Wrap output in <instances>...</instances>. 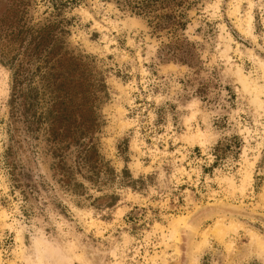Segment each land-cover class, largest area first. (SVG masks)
I'll use <instances>...</instances> for the list:
<instances>
[{"label": "rangeland", "instance_id": "1", "mask_svg": "<svg viewBox=\"0 0 264 264\" xmlns=\"http://www.w3.org/2000/svg\"><path fill=\"white\" fill-rule=\"evenodd\" d=\"M20 9L104 83L101 168L75 167L70 148L57 169L44 130L12 122L0 55V264H264L255 245L241 247L248 231L264 241V0ZM15 48L0 41L8 56ZM217 219L241 225L225 237L238 254L207 232Z\"/></svg>", "mask_w": 264, "mask_h": 264}, {"label": "trees", "instance_id": "2", "mask_svg": "<svg viewBox=\"0 0 264 264\" xmlns=\"http://www.w3.org/2000/svg\"><path fill=\"white\" fill-rule=\"evenodd\" d=\"M22 2L7 0L6 11L0 14V41L16 46L9 56L0 50L1 61L12 74L11 120L33 136L44 130L51 153L58 158L57 169L65 168V152L74 148L75 167L98 171L101 159L94 134L101 125L98 106L105 85L87 62L64 50L52 25L34 29L21 23Z\"/></svg>", "mask_w": 264, "mask_h": 264}, {"label": "bare ground", "instance_id": "3", "mask_svg": "<svg viewBox=\"0 0 264 264\" xmlns=\"http://www.w3.org/2000/svg\"><path fill=\"white\" fill-rule=\"evenodd\" d=\"M238 11H239V7H238V4H236L235 7L233 8L232 14L234 13L236 15V13H238ZM251 21H252V16H251L250 12H248L247 15H246V19H245V25H246L245 31H249L250 30ZM262 67L264 68L263 62H262ZM242 81L244 83H247V84L250 85V83L248 82L247 78L244 77ZM249 87L257 90V92L259 91V88L256 85H254V84H252ZM118 128H119V126H118ZM199 142H201V138H200ZM179 219L182 220L183 218H179ZM211 226L212 227L209 228L207 230V232L208 231L211 232V234L215 238V241H217L220 244L224 245L228 256H232V255L238 254L239 251L234 250L232 242H228V243L225 242V237L228 234V232H230V231L236 232L241 227V225H239V224H237L235 222L225 223L222 220L217 219V220H215L213 222V225H211ZM173 228H176V224L173 225ZM203 232H204L203 235H205L206 234L205 231H203ZM207 242H208V239L206 237L204 238V240L201 241V243L203 245H205ZM246 245H255L257 247V249L259 250V252L264 254V241L262 240V238H259V236L256 235L253 231H248L247 239L242 243L241 247L246 246Z\"/></svg>", "mask_w": 264, "mask_h": 264}]
</instances>
